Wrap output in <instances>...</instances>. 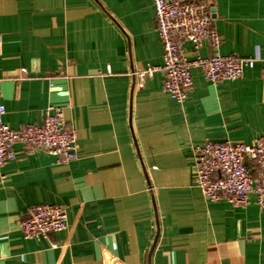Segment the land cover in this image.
Returning <instances> with one entry per match:
<instances>
[{
  "label": "crops",
  "instance_id": "0c3cea01",
  "mask_svg": "<svg viewBox=\"0 0 264 264\" xmlns=\"http://www.w3.org/2000/svg\"><path fill=\"white\" fill-rule=\"evenodd\" d=\"M210 7L221 54L259 58L236 81L193 68L183 104L162 70L152 0H0V103L20 130L64 108L77 158L15 146L0 175V264H264V208L206 200L193 146L264 138V0H190ZM214 10V12H213ZM187 61L212 55L209 42ZM108 68L111 74L107 73ZM66 208L68 227L26 240L36 205Z\"/></svg>",
  "mask_w": 264,
  "mask_h": 264
},
{
  "label": "built area",
  "instance_id": "2783aa9c",
  "mask_svg": "<svg viewBox=\"0 0 264 264\" xmlns=\"http://www.w3.org/2000/svg\"><path fill=\"white\" fill-rule=\"evenodd\" d=\"M152 1L164 50V64L134 72L139 87H144L147 79L162 70L165 92L183 104L194 86L193 68L199 69L207 82L218 83L236 81L243 77L245 69H252L262 61L221 54V36L214 27L208 5L190 0ZM206 41L212 55L187 61L183 54L184 43H192L195 51H199ZM107 73L111 74L110 68ZM5 114L6 108L0 103V175L9 162L16 160V145L29 152L44 150L56 156L59 164H70L77 158L78 136L73 128L67 126L63 107L49 105L42 124L20 130L12 129L4 122ZM192 153L197 185L206 200H225L234 208H244L253 196L257 205L264 208V138H258L251 144L207 140L201 146H193ZM20 227L26 240L46 238L67 229L68 213L59 205L32 206Z\"/></svg>",
  "mask_w": 264,
  "mask_h": 264
},
{
  "label": "water",
  "instance_id": "95a60500",
  "mask_svg": "<svg viewBox=\"0 0 264 264\" xmlns=\"http://www.w3.org/2000/svg\"><path fill=\"white\" fill-rule=\"evenodd\" d=\"M213 12H214V10H213ZM213 17H214V15H213Z\"/></svg>",
  "mask_w": 264,
  "mask_h": 264
}]
</instances>
